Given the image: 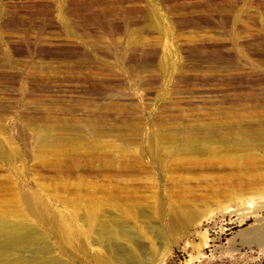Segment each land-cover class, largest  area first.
<instances>
[{"label":"rangeland","instance_id":"rangeland-1","mask_svg":"<svg viewBox=\"0 0 264 264\" xmlns=\"http://www.w3.org/2000/svg\"><path fill=\"white\" fill-rule=\"evenodd\" d=\"M105 234L264 264V0H0V251Z\"/></svg>","mask_w":264,"mask_h":264},{"label":"bare ground","instance_id":"bare-ground-1","mask_svg":"<svg viewBox=\"0 0 264 264\" xmlns=\"http://www.w3.org/2000/svg\"><path fill=\"white\" fill-rule=\"evenodd\" d=\"M134 39H142V37L138 35ZM164 69H165V66H163V64L161 63L159 70L160 71L162 70V72H168V71H164ZM143 72H150V71L146 69ZM209 137H210L209 139H213L215 138V135L209 134ZM152 145L153 143L151 142V146ZM209 151L214 152V150H211V148H205L203 150V153L207 154ZM26 204L30 212H33V214L36 215L35 217L38 218L39 220L40 216H38V210L36 209L35 202L31 199L30 202L28 200ZM247 207L249 208V205H245L244 208H247ZM86 227H87V230L90 231L89 225H87ZM54 229H55L54 231H56L58 234H61V236L65 240L66 239L71 240L72 236L69 237L70 231L63 228V226H60L58 223H56ZM177 229L181 230L179 227H177ZM85 235L87 234L84 233V236ZM171 236H173V234H171ZM163 237L160 238L161 244H160L159 249H153L150 245H146L145 243H141V242L132 243L131 239H126L125 242L127 243V245H124V244H121L118 241V239H114L110 237L109 235H106V240L104 239L105 241H101V239L100 240L93 239L91 243L93 246H96V245L100 247L102 246L105 254L101 255L97 252L95 254H92L89 257V259L90 260L92 259L93 262L97 264H164L166 256H167L166 254L168 253H167V247H166L167 245L165 242H163ZM114 240L118 242L116 241L114 242ZM128 243L130 244L129 246H128ZM112 247H114V249H112ZM91 252H93V250ZM59 263L58 262L51 263L50 258L48 257H43L41 260H39V262H36L33 258L29 260L18 259V258H14L13 254H11L10 252L0 251V264H59Z\"/></svg>","mask_w":264,"mask_h":264}]
</instances>
